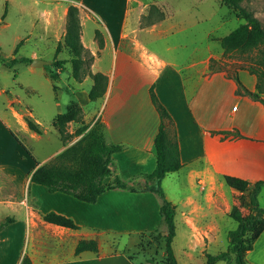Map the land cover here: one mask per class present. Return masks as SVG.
<instances>
[{"label":"crops","instance_id":"crops-1","mask_svg":"<svg viewBox=\"0 0 264 264\" xmlns=\"http://www.w3.org/2000/svg\"><path fill=\"white\" fill-rule=\"evenodd\" d=\"M51 1H55L52 8H34L35 17L44 19L41 38L55 47L51 62L56 65V70L50 71V77L54 73L53 82L61 79L63 71L71 65L72 54L64 44V36L68 7L74 4L79 8L81 40L93 55L90 70L102 72L109 78L105 94L98 99L91 100L89 91L82 90L85 96L82 103H78L82 110L81 122L90 125L102 122L106 141L122 146L112 156L113 174L105 182H112L117 175L129 184L138 182V186L135 190L108 189L94 203L64 192L48 190L50 194H45L40 188L37 193L34 191L27 213L36 242L30 254L32 264H139L126 249L131 244L127 238L166 232L167 226L161 229L164 224L160 213L163 200L143 176L156 167L155 137L161 122L152 101V87L172 116L183 162L177 171H183L184 181L176 183L169 191L166 183L176 171L168 173L162 180L166 197L175 205V237L179 224L185 226L187 254L192 256V251L199 246L205 252V247L217 239L225 216H230L235 198H248L250 192H241L231 186L228 191L225 185L229 184L224 176L234 175L251 182L264 179V103L238 92L235 78L224 69L212 67V59H219L224 54L222 47L217 50L212 45L220 43L223 36L214 41L209 33L211 42L206 56L201 58L199 47L195 46L187 55V61H179L168 53L177 49L176 43L167 40L164 50L152 43L162 40V36L176 28L169 15L168 0L159 1L165 16L149 22L143 21V16L148 13L144 0ZM29 58L45 59V56L35 50ZM57 60L63 63H56ZM103 61L111 62L108 69H104ZM236 73L248 90L257 91L256 74L247 68H238ZM89 78L93 80L87 75L77 83L81 85ZM54 90L60 99L63 90L57 83H54ZM261 96L264 98V92ZM235 104L238 105L236 110L233 109ZM5 109L4 115L0 113V157L5 155L8 139H17V127L33 138H42L48 132L32 110L22 112L12 103ZM61 112L58 107L54 118ZM27 117L39 124L40 132L29 128ZM71 124L69 131L74 132L73 127L79 124L73 121ZM54 126L61 138L55 119ZM79 137L62 141L48 157L37 160L27 169L21 191L13 180L16 170L12 167L0 163V179L9 178L16 191H20L15 194L22 200H29L27 191L34 183L31 175L35 168ZM181 185L187 188L181 190ZM42 201H48L46 207ZM49 211L71 217L79 228L45 221L43 214ZM44 233L62 240L60 251L47 259L44 244L49 243L43 239ZM82 239H96L98 250L77 254L76 246ZM246 258L248 264H264V230Z\"/></svg>","mask_w":264,"mask_h":264},{"label":"rangeland","instance_id":"rangeland-1","mask_svg":"<svg viewBox=\"0 0 264 264\" xmlns=\"http://www.w3.org/2000/svg\"><path fill=\"white\" fill-rule=\"evenodd\" d=\"M144 1L148 12L143 16L144 22L165 16L166 13L159 8L160 2L164 0ZM168 1L169 15L172 16L176 28L173 32L162 36V40L157 39L152 43L158 49L163 50L167 40L176 43L177 49L168 53L176 56L179 61H187V55L195 46L199 47L198 53L201 58L206 56L209 51L208 45L211 42L208 37L209 33L214 41L219 40L220 36L228 34L244 21L239 17L237 10L224 5L221 0ZM54 2L51 0H0V113L4 115L7 112L6 105L12 103L13 107L22 112L27 109L32 110L34 115L41 120L43 126L48 128V132L42 138H33L30 134L19 131L20 128L18 130V127L15 126L17 139L12 137L8 139V147L5 155L0 157V163L16 170L13 180L20 191L26 170L30 169L37 160L48 157L63 141L54 126V117L58 107L65 111L68 104L82 103L85 96L82 90L88 92L93 83V80L89 78L85 83L79 85L70 71L72 62L63 71L61 79L53 82L50 77V71L56 70V65L51 62L55 47L52 42L47 43L41 38L44 19L35 17L34 8L37 7L41 10L52 8ZM242 4L252 10L264 24V0H243ZM38 36L40 37L38 38ZM212 46L217 50L221 48V44L218 42L213 43ZM35 50H39L45 56V60L50 63L44 66H34L32 62L20 59L22 57L29 58ZM14 59L17 60L13 61ZM249 62H252L251 56L240 53L223 54L219 59H212L214 68L225 69L228 73L235 72L238 68H247ZM101 64L104 69H108L111 62L103 61ZM54 83H57L63 90L60 99L54 90ZM90 102L94 104V102ZM82 122L79 121L78 124L80 125ZM71 128L70 122L69 129L71 130ZM76 128L73 127L74 130ZM172 129L170 127V132H173ZM173 174V177L169 178L166 183L169 191L170 187L185 180L183 171H176ZM3 180L6 181L3 182ZM109 180L110 177L106 178V181ZM0 181H2L0 183V264H21L26 255L30 257L36 243L31 234L32 230H30V216L27 214L29 205L32 206L34 191L37 193L40 188L45 194H50V192L46 186L32 183L27 191L30 199L22 200L17 196L20 191H16L9 178L3 177ZM225 186L228 191L231 190L230 185ZM181 188L184 190L187 187L181 185ZM258 199L260 206L264 208V186ZM248 200L247 196L235 198L236 204L243 210H247ZM47 202L42 201L41 203L46 207ZM237 227L238 222L226 215L221 222V230L217 239L205 247V252H203L202 246H199L195 251H192L193 254L190 256L186 252L188 250L186 228L179 224L177 236L172 242L174 253L180 264H207L209 254L216 255L227 250L228 233ZM165 228L166 223L164 222L161 229ZM162 234L161 231H156L128 237L127 240L131 241V244L127 245L126 249L133 260L139 264L151 261L156 264H164L165 249ZM43 239L49 243L44 244L47 247L46 259L60 251L62 243L60 238L44 233ZM217 264L228 263L225 260H218Z\"/></svg>","mask_w":264,"mask_h":264},{"label":"trees","instance_id":"trees-1","mask_svg":"<svg viewBox=\"0 0 264 264\" xmlns=\"http://www.w3.org/2000/svg\"><path fill=\"white\" fill-rule=\"evenodd\" d=\"M221 1L224 5L237 10L239 17L244 20L228 34L221 37V47L225 55L240 53L251 56L252 62H249L247 69L257 76V91L248 90L236 71L228 74L237 80L238 92L246 93L264 103V98L261 96V93L264 92V24L252 10L242 4L243 0ZM81 28L79 8L71 4L67 12L64 44L72 54L73 77L78 81H82L87 75L93 78L94 83L88 95L91 100H95L105 94L109 78L102 72L94 73L90 70L93 55L81 40ZM20 59L33 61L28 57ZM56 63H63V61L57 60ZM211 65L214 68L213 63ZM51 77L54 79L56 76L52 73ZM151 97L160 114L161 122L155 137L156 167L152 172L143 176L147 182H151L149 187L157 192L163 200L160 213L167 226L166 232L162 234L165 249L163 263L178 264L172 246L176 235L175 205L166 197L162 180L168 173L179 170L183 166V162L172 116L158 98L153 87L151 88ZM81 119L82 110L76 103L69 104L65 111L56 116L55 125L64 142H68L76 136L80 137L48 161L39 164L32 172L31 182L46 186L50 192H64L89 203L96 202L99 195L108 189L119 187L135 190L138 182L129 184L117 175L112 182H105V179L113 174L112 156L120 151L122 146L106 141L104 127L100 121H96L92 125L82 122L74 132H70L69 123L79 122ZM26 120L30 129L36 132L41 131L39 124L32 118L27 117ZM170 127L173 128V132H170ZM224 178L234 189L241 192L250 191L249 200L246 205L247 210H243L237 204L233 205L229 215L238 222V227L228 233L227 250L216 255L209 254L207 264H217L218 260H225L228 264H248L246 254L253 248L256 239L264 230V208L260 206L258 199L264 186V179L251 182L234 175H226ZM43 219L66 227L79 228L71 217L55 211L43 214ZM98 248L99 244L96 239H82L76 246V253L86 250L97 251ZM21 264H32V260L26 255Z\"/></svg>","mask_w":264,"mask_h":264},{"label":"water","instance_id":"water-1","mask_svg":"<svg viewBox=\"0 0 264 264\" xmlns=\"http://www.w3.org/2000/svg\"><path fill=\"white\" fill-rule=\"evenodd\" d=\"M48 63H50V61L41 59V58H36L32 61V64L34 66H44L45 64H48Z\"/></svg>","mask_w":264,"mask_h":264},{"label":"built area","instance_id":"built-area-1","mask_svg":"<svg viewBox=\"0 0 264 264\" xmlns=\"http://www.w3.org/2000/svg\"><path fill=\"white\" fill-rule=\"evenodd\" d=\"M237 107H238V105H237V104H235V105L233 106V109H234V110H236V109H237Z\"/></svg>","mask_w":264,"mask_h":264}]
</instances>
